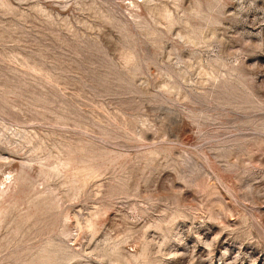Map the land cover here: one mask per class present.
<instances>
[{
  "label": "rangeland",
  "instance_id": "rangeland-1",
  "mask_svg": "<svg viewBox=\"0 0 264 264\" xmlns=\"http://www.w3.org/2000/svg\"><path fill=\"white\" fill-rule=\"evenodd\" d=\"M0 264H264V0H0Z\"/></svg>",
  "mask_w": 264,
  "mask_h": 264
}]
</instances>
